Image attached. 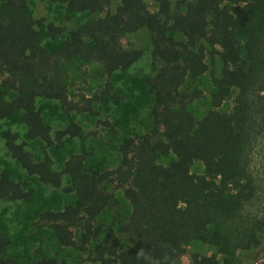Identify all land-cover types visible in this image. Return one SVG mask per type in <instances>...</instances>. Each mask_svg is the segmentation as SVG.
I'll use <instances>...</instances> for the list:
<instances>
[{
	"label": "trees",
	"instance_id": "1",
	"mask_svg": "<svg viewBox=\"0 0 264 264\" xmlns=\"http://www.w3.org/2000/svg\"><path fill=\"white\" fill-rule=\"evenodd\" d=\"M50 1L72 14L97 15L114 0ZM118 1L114 13L88 21L49 51L43 38L57 41L64 30L34 19L26 0H0V121L23 113L28 139L42 141L46 150L44 159L34 162L27 143L19 144L10 132L7 149L29 176L74 196L62 210L44 212L40 223L62 247L81 253L104 236L106 244L95 248L100 264H183L185 246L192 242L215 247L222 260L193 255L190 264H236L251 257L264 238V0H179L176 16L170 0H151L157 13L146 0ZM142 29L150 34L154 58L164 65L146 81L154 99L151 130L121 142V163L112 172L87 168L86 152L54 171L47 150L81 139L83 130L70 123L53 133L37 100L58 101L67 116L99 117L97 104L120 99L113 75L142 57L141 50L123 44L128 34ZM217 56L222 68L212 79L211 109L198 118L191 110L201 97L197 84L209 72L208 59L214 62ZM93 63L106 79L104 89L71 99L70 66ZM233 95V108L222 111ZM195 162L204 165V175L191 173ZM64 176L70 179L68 188H63ZM108 181L119 185L131 206L119 230L127 238L126 250L114 230L97 225L116 203L105 188ZM33 195L27 182L0 174V201L29 202ZM10 244L0 233V255Z\"/></svg>",
	"mask_w": 264,
	"mask_h": 264
},
{
	"label": "rangeland",
	"instance_id": "2",
	"mask_svg": "<svg viewBox=\"0 0 264 264\" xmlns=\"http://www.w3.org/2000/svg\"><path fill=\"white\" fill-rule=\"evenodd\" d=\"M170 1L172 15L176 16L179 0ZM26 2L34 19L42 21L45 27L54 24L64 30L63 38L57 41H52L47 36L43 38L42 44L49 51L61 47L71 31L82 27L90 20L104 17L107 11L114 13L120 5V1L114 0L106 12L91 15L72 14L66 5L53 3L50 0H26ZM146 4L151 12H158V7L151 0H146ZM123 44L126 49L141 50L143 54L129 70L119 71L113 75L111 83L120 99H106L97 104L99 117L88 114L67 116L62 112L58 101L43 98L37 100V107L42 112L44 123L52 128L53 133L65 129L70 123L79 125L83 130L81 139L66 140L58 147L47 150L54 171L61 172L71 156L86 152L88 153L87 168L104 173L112 172L121 163L119 153L121 142L126 138L142 136L151 130L154 99L146 81L154 77L164 65L154 58L150 34L146 29L128 34ZM207 62L209 72L197 84L201 97L191 105L192 112L198 118L203 117L211 109L212 79L220 75L222 68L218 56L214 62L211 58ZM105 81L100 66L96 63L72 65L69 68L68 81L70 97L77 100L82 94L93 96L100 93L104 89ZM234 97L233 95L232 99L223 104L222 111L227 112L233 108ZM22 114L15 113L12 118L0 121V174H8L14 182H27L28 190L34 195L29 202L0 201V233L11 240L7 252L0 255V264H4L3 262L7 260H11L12 264H40L42 261H48L50 264H100L95 261V248L99 244H106L104 236L93 242L86 253H81L72 248L62 247L54 232L40 223V216L44 212L62 210L74 202V196L64 189L44 185L36 177L29 176L8 151L5 135L10 132L18 137L19 144L27 143L26 151L32 154L34 162L44 159L45 144L40 140L28 139ZM167 162L168 160H162L164 164ZM191 173L204 175V165L195 162L191 166ZM63 183V188L70 187V179L67 176L63 177ZM105 188L115 197L116 203L99 217L97 225L102 226L105 231L114 230L122 241V250H126L127 238L119 230L129 219L131 206L116 182H106ZM193 255L216 257L222 260L215 247L202 242H192L185 246L182 263L190 264ZM250 256L238 260L236 264H264V238L262 246Z\"/></svg>",
	"mask_w": 264,
	"mask_h": 264
}]
</instances>
